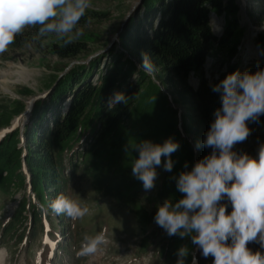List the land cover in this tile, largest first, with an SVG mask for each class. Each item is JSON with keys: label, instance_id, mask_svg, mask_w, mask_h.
Returning a JSON list of instances; mask_svg holds the SVG:
<instances>
[{"label": "trees", "instance_id": "trees-1", "mask_svg": "<svg viewBox=\"0 0 264 264\" xmlns=\"http://www.w3.org/2000/svg\"><path fill=\"white\" fill-rule=\"evenodd\" d=\"M232 2L143 0V12L130 22L121 40V48L128 53L129 58L122 60V53H113L112 69L99 76L98 85L86 83V73L72 70L64 81L58 83L49 98L35 105L30 116L31 125L23 133L28 151L24 164L33 180L32 192L42 208L32 207V227L28 232L30 218L24 215L27 202L22 200L11 219L5 224L0 223V239L9 237L22 241L27 232L28 237L32 238L42 228L43 211L49 210L41 194L43 183L51 177L55 192L53 199L60 193L65 194L68 179L64 176V170L67 163L72 176L80 174L86 177L100 198L109 199L129 209L136 223L144 230L155 221V214L148 213L141 204L140 194L145 189L142 182L131 174L132 163L138 158L133 145L144 140L163 143L172 138L178 142L179 148L171 156L173 168L170 172L166 171L157 198L162 203L165 200L175 203L182 198V193L176 187V178L212 151L204 147L203 142L215 119L214 112L222 103L220 93L213 91V86L237 69L228 65L225 71L210 82L201 77L195 90L188 86V77L192 72L202 70L212 45L222 46L230 41L232 35L229 26L225 28L221 39H217L209 17L211 13H224L228 16ZM37 33L38 28H26L10 46H20L25 39L23 36L27 35L36 40ZM256 43L260 59L245 69L251 72L264 69V33L257 36ZM81 49L83 47L72 43L60 48L54 47V53L62 59L76 58ZM144 54H147L154 70L158 72L156 81L163 87L176 89L177 99L184 106V113H180V126L185 134L192 136L191 141L180 137L175 126L177 113L170 108L157 84L130 59L143 60ZM242 54H247L251 61L257 58L248 45ZM229 56L231 58L232 53ZM138 62L142 63L140 60ZM97 66L93 65L95 68ZM132 74L137 75L135 81L126 82V78ZM73 88L74 92L71 93ZM117 91L126 96L127 103L117 104L109 110L107 101ZM68 93L70 105L65 113L60 114L59 104ZM16 103L17 109L10 111L0 102V128L8 127L11 117L24 108L23 103ZM46 116L52 119L47 121L49 118ZM262 116L258 121L248 123H258ZM132 118L142 126L136 132L128 124ZM17 139L18 133H14L3 143L7 148H0V190L5 194L9 192L15 172L20 169L17 150L11 152L8 149ZM234 151L247 153L244 148L236 145ZM222 203H227L226 199ZM227 210L231 211L230 204ZM57 218L65 222L67 217L57 215ZM153 236L152 233L143 236L140 253L146 252L152 244ZM181 246L188 249L185 264H191L194 245L190 236H169L168 241L158 248L159 257L167 264H177V251Z\"/></svg>", "mask_w": 264, "mask_h": 264}, {"label": "rangeland", "instance_id": "rangeland-1", "mask_svg": "<svg viewBox=\"0 0 264 264\" xmlns=\"http://www.w3.org/2000/svg\"><path fill=\"white\" fill-rule=\"evenodd\" d=\"M142 4L143 0H91V8L81 19L82 23L77 25L80 35L76 37L73 44H78L83 49L76 58L62 59L54 53V47L60 48L64 45L63 40L54 34L36 40L31 34H29L31 38H28V35L23 36L25 39L20 43V46L9 45L8 50L4 54H0V102H3L10 111L17 109L16 102L18 101L24 105L20 113L11 117L8 127L0 128V148L6 146L3 143L8 137L18 133L17 141H14L8 149L11 152L14 149L17 150L20 164V169L15 172V176L12 178L9 192L5 194L0 190V223L8 221L15 207L22 200L27 202V210L24 215H29L31 219L33 216L32 207H39V201L32 192V177L24 164L28 151L23 133L31 125L30 116L35 105L49 98L58 83L64 81L72 70L86 73L85 82L98 85L99 76L107 74L112 69L113 53H122L124 55L122 60L129 58L128 53L121 48V40L130 22L143 12ZM230 11L228 16L224 13L222 15L210 14V26L217 39H221L227 26H229L228 30H231L232 37L225 45H212L202 70L189 75L188 86L193 90L197 89L201 77L210 82L216 79L220 72L225 71L228 65L243 72L249 64L260 59L256 41L257 36L264 33V0H233ZM228 21L229 24H227ZM247 45L257 55L253 61L242 59L243 50ZM231 53L232 57L230 58ZM130 59L140 68L138 60L142 61L141 58L130 57ZM93 65L98 66L95 68ZM4 73H7L8 76H2ZM145 73L157 84L167 98L170 108L177 113L175 126L180 137L191 141L192 136L185 134L180 126V113H184V106L177 99L176 89L161 86L156 81L158 73L156 70L152 74ZM20 74H28L30 77L28 82H24L25 78ZM136 78L137 75L132 74L126 78V82H134ZM4 80H6V84L3 83ZM73 92L74 88L71 93ZM68 99L69 93L62 98L59 104L58 112L60 114L65 112L64 108L69 107ZM48 118L47 121L52 119V117ZM138 122L135 118L128 121L129 126L135 132L142 128ZM248 126L251 129V134L243 143L236 146L244 148L251 156H257L260 145L264 144V115L260 122L248 123ZM10 154L15 156L14 153ZM136 154L138 157V152ZM156 171L158 175L155 187L151 190H144L140 194V202L150 214H156L158 206L162 204L157 198V191L162 181L165 180L166 171L163 168V163ZM65 177L68 179L65 195L87 204L90 211L88 215L79 220L73 221L67 217L65 222L59 221L57 215L50 208V202L55 193L51 177L43 183L41 194L49 205L45 216L55 228L54 236L57 238V242L63 245V250L59 249L60 252L55 259H51L54 261L53 264H167L163 258L157 256V252L160 244L166 243L169 236L155 221L143 230L136 223L129 209L109 199L100 198L86 177L80 174L72 176L68 170H66ZM102 229L106 230L110 246H100L95 254L77 258L75 252L84 235H95ZM19 230L21 231V229ZM150 233L158 242L157 246L152 257H147L150 254H143L141 259L136 254L138 241ZM248 247L253 252L264 253V248H261L257 242L249 243ZM46 249L45 237L38 231L32 238L28 237L24 242L4 237L0 239V264H37L39 253L46 252ZM192 252L195 255V260L191 264H212L213 258H204L195 245ZM52 254L53 252L50 251L49 256L51 257ZM43 261L42 264H47V261Z\"/></svg>", "mask_w": 264, "mask_h": 264}, {"label": "clouds", "instance_id": "clouds-1", "mask_svg": "<svg viewBox=\"0 0 264 264\" xmlns=\"http://www.w3.org/2000/svg\"><path fill=\"white\" fill-rule=\"evenodd\" d=\"M91 6V0H0V54L26 28H38L37 38L54 34L64 46L74 43L80 35L77 25ZM139 67L149 74L154 71L147 54ZM213 91L220 93L222 103L203 142L212 151L179 174L176 187L182 198L175 203L165 200L154 220L168 236H190L204 258H213L212 264H264V253L248 247L257 242L264 248V144L257 156L234 151L251 134L248 122L264 115V69L236 70L214 85ZM121 103L126 104L127 99L119 91L107 102L109 110ZM133 148L138 158L131 174L145 190H151L162 163L165 171L172 170L171 156L179 144L172 138L163 143L144 140ZM225 199L227 203H222ZM50 208L73 221L90 211L87 204L63 193L50 202ZM106 243L104 229L86 234L75 255L91 256ZM187 255V247L181 246L177 264H185Z\"/></svg>", "mask_w": 264, "mask_h": 264}, {"label": "bare ground", "instance_id": "bare-ground-1", "mask_svg": "<svg viewBox=\"0 0 264 264\" xmlns=\"http://www.w3.org/2000/svg\"><path fill=\"white\" fill-rule=\"evenodd\" d=\"M216 33V32H215ZM248 56H247V54H242V59L243 60H245V61H248ZM251 61V60H250ZM7 75V73H4V74H2V76H6ZM23 78H25V79H23L24 80V82H28V80L30 79V77L28 76V74H20ZM8 76V75H7ZM6 76V77H7ZM7 80V79H6ZM6 80H4L3 81V83L4 84H6L7 82H6ZM5 91H8V90H5Z\"/></svg>", "mask_w": 264, "mask_h": 264}, {"label": "snow or ice", "instance_id": "snow-or-ice-1", "mask_svg": "<svg viewBox=\"0 0 264 264\" xmlns=\"http://www.w3.org/2000/svg\"><path fill=\"white\" fill-rule=\"evenodd\" d=\"M46 243H51L50 241H48L47 239H46V241H45Z\"/></svg>", "mask_w": 264, "mask_h": 264}]
</instances>
